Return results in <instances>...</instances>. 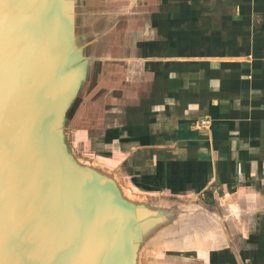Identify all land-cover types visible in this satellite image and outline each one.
Listing matches in <instances>:
<instances>
[{
  "label": "water",
  "instance_id": "1",
  "mask_svg": "<svg viewBox=\"0 0 264 264\" xmlns=\"http://www.w3.org/2000/svg\"><path fill=\"white\" fill-rule=\"evenodd\" d=\"M147 5L0 0V264H145L164 246L195 259L225 221L198 198L149 193L113 157L79 151L78 131L108 143L117 110L132 112L119 103L136 84Z\"/></svg>",
  "mask_w": 264,
  "mask_h": 264
},
{
  "label": "crops",
  "instance_id": "2",
  "mask_svg": "<svg viewBox=\"0 0 264 264\" xmlns=\"http://www.w3.org/2000/svg\"><path fill=\"white\" fill-rule=\"evenodd\" d=\"M145 12L110 156L149 193L216 206L225 221L202 248L214 263L264 264V0H148Z\"/></svg>",
  "mask_w": 264,
  "mask_h": 264
},
{
  "label": "rangeland",
  "instance_id": "3",
  "mask_svg": "<svg viewBox=\"0 0 264 264\" xmlns=\"http://www.w3.org/2000/svg\"><path fill=\"white\" fill-rule=\"evenodd\" d=\"M105 100L103 98V101L101 100L102 102L98 101L99 106L96 108L95 113L96 114L98 113L97 115H99V116H100L101 112H103L105 110L104 106L107 104L106 103L107 101L105 102ZM112 102L113 101H111V103ZM102 135L103 134L101 131H97V132H95L94 136L88 137V136H86L85 131H82L80 133L78 131V135L76 138H78L77 139V142H78L77 145H78L80 153L84 156H88V155H90V156L91 155L110 156V155H113L111 148L114 149V147L117 145L112 146L110 142L107 143L105 141L106 136L105 135L102 136ZM120 135H122V134H120ZM104 142H106V143H104ZM208 206L211 208L216 207L215 205H208ZM209 238L210 239H207L205 241V244L211 243V241H213V239H214V237L211 235ZM202 248H205V245H202ZM168 249L171 250L172 247L164 246V247L159 248L160 254L159 253L154 254V253H152V251H148L145 254V258H144L145 264H208L207 263L208 260L205 257L199 256V257L194 259L191 256H186V255L183 256L179 253H173L172 251H167ZM180 249H182V251L187 250V252H188L189 250H191V247H188L186 249L185 248H180ZM197 249H198V247H197Z\"/></svg>",
  "mask_w": 264,
  "mask_h": 264
},
{
  "label": "trees",
  "instance_id": "4",
  "mask_svg": "<svg viewBox=\"0 0 264 264\" xmlns=\"http://www.w3.org/2000/svg\"><path fill=\"white\" fill-rule=\"evenodd\" d=\"M112 139H113V138H112ZM112 139H109V138H108V139H107V141H108V142H111V141H112Z\"/></svg>",
  "mask_w": 264,
  "mask_h": 264
},
{
  "label": "built area",
  "instance_id": "5",
  "mask_svg": "<svg viewBox=\"0 0 264 264\" xmlns=\"http://www.w3.org/2000/svg\"><path fill=\"white\" fill-rule=\"evenodd\" d=\"M202 124H203V125H206V121H203Z\"/></svg>",
  "mask_w": 264,
  "mask_h": 264
}]
</instances>
